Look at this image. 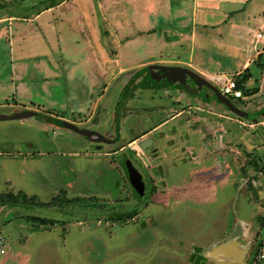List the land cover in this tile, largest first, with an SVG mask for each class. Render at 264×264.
<instances>
[{"label": "rangeland", "instance_id": "obj_1", "mask_svg": "<svg viewBox=\"0 0 264 264\" xmlns=\"http://www.w3.org/2000/svg\"><path fill=\"white\" fill-rule=\"evenodd\" d=\"M60 1H0V15L12 13L16 18L0 23L6 31L0 41V113L11 115L30 109L40 116L0 120V197L9 192L26 194L35 200L34 204L53 199L49 206L0 208V234L9 243L0 264H200L195 261L200 251L217 264H237L210 249L216 242L234 236L244 235L245 239L247 235L250 239L256 236L257 242L264 234L263 125L240 126L224 116L227 113L235 118V113L220 102L216 114L204 109L193 113L188 123L195 124V130L202 123L198 117H204L205 127L206 122L211 127L215 125V139H221L215 140L220 143H215L214 149L204 148L202 153L207 160L215 158L218 162L217 189L212 184L203 187L204 174L194 173L191 167L184 166V161H170L167 155L178 149L168 146L158 153L145 151L143 156L147 165H153L147 157L166 158L163 165L165 168L168 165L171 172V177L169 174L170 178L165 179L166 188L159 178L148 180L145 198L133 203L135 197L129 180L113 168L119 162V153L113 152L127 142L137 143L133 127L138 133L144 123L153 125L158 114V120L168 115L152 110L182 107L173 101L171 94L162 95L163 100L153 91L150 94L132 88L122 101L125 83L146 55L154 52L157 58L160 55L189 59L192 53L194 64L205 72L234 78L246 54L252 57L259 47L250 40L258 31L264 33V0H239L243 8H232L240 9L232 13L239 15H232L231 21L220 30L221 38L216 27L200 28L195 51L190 47L181 51L178 45L152 47L147 43L153 35L135 36L129 23H142L140 27H144L145 20L139 10L134 14V4L129 0H118V5L103 0L102 9L99 7L102 0H63L66 3L59 5ZM51 2L58 3V8L34 18ZM211 6L218 8L219 4ZM113 24L123 25V29L117 31ZM204 31L207 33L201 37ZM208 32L214 34L212 39ZM130 38L134 42L129 43ZM135 44L139 45L136 50ZM94 49L100 55L98 60ZM118 55L122 60L120 66L135 64V68L126 67L128 70L112 77L110 74L119 67ZM100 63L114 70L106 78ZM251 69L254 78L246 86H257L259 91L255 95L230 98L248 112L242 118L247 124L264 120V64L252 62ZM187 94L194 96L191 92ZM179 103L188 104L185 100ZM200 107L208 109L210 105L202 103ZM56 114L79 122L81 128L107 136L113 133L115 138L119 128L120 140L104 143L99 149L89 137L47 121V115ZM138 120L142 125L136 124ZM178 121L165 125L163 130L168 133V128ZM221 134L226 136L222 138ZM193 139L197 140L196 134ZM125 151L130 150L125 148ZM213 151L216 154L209 157ZM197 159L193 161L195 165L199 164ZM117 177H120L118 187ZM152 185L157 187L150 191ZM153 191L157 193L155 197ZM60 192L70 196L68 206L55 207ZM118 204L122 211L136 207L139 217L129 223L117 219L109 210ZM110 205L112 208L107 207ZM29 216L46 217L50 222L29 221Z\"/></svg>", "mask_w": 264, "mask_h": 264}, {"label": "crops", "instance_id": "obj_2", "mask_svg": "<svg viewBox=\"0 0 264 264\" xmlns=\"http://www.w3.org/2000/svg\"><path fill=\"white\" fill-rule=\"evenodd\" d=\"M105 1L106 0H104V2ZM108 1L111 3L113 2L117 5L120 3V2H118V0H108ZM129 1H131V3L134 4V7H132V11H135L134 14H137L136 11L139 10V14L140 13L142 14L140 17H142L145 20L144 27H140L141 25H143L142 23H139V25L138 24L136 25L133 22L135 20H133V19L130 20L133 23L132 24L129 23L128 26H133L132 29L135 31V33H134L135 36L136 35H153L154 37L152 38V40H150V42L147 43L149 46H152V47L157 46L160 48V47H162L161 44H167L169 46L178 45L179 48L181 49V51H183L182 49H184V48L187 49L188 47H190L191 51H195V49H196L195 44L197 41L196 38L198 36V30L200 28H202L203 26L205 28H208L209 26L210 27H216L215 30L217 29V34L222 35L223 31H220V30L225 25L228 24V21H231L232 15H235V16L239 15V13H237V14H232V13H235V11H239L240 9L243 8V7L241 8L242 3L238 2L239 0H191V2L189 0H129ZM225 2H227V3H225ZM64 3H66V1L60 2L59 5L64 4ZM0 4H2V3H0ZM203 4L204 5L207 4V7L203 8L202 7ZM212 4H219V7L218 8L213 7V6H211ZM102 5H103V0L99 4L100 9H102ZM57 6H58V4L51 6V7H45L43 10L39 11L34 16V18H36V17L40 18L46 12H50V13L53 12V10L58 8ZM200 7L203 8L201 11H200ZM233 7H237V8L240 7V9L239 10H232ZM137 8H139V9H137ZM215 8L218 9V11L217 10L215 11ZM204 9H205V11H204ZM233 9H235V8H233ZM130 10H131V8H130ZM23 13H25V11H23ZM23 15H25V14H23ZM11 18L16 19V18H14V15L12 13L11 14L7 13L4 15L1 14L0 15V23H2L4 20H7V19L9 20ZM23 18L26 19L25 16ZM136 19H139V16ZM104 20H106L105 17H104ZM113 26H114V29L117 31H120L123 29L122 28L123 25L113 24ZM113 26H111V28H113ZM206 33L207 32L204 31L203 34H201V37H205ZM208 33L212 39L214 34L210 33V32H208ZM259 33H262V35L259 36ZM5 34H6V31L4 29H2V27H0V41L3 39V36ZM221 35H220V38H221ZM135 36H132V37H135ZM171 36H173L175 38L170 40L169 37H171ZM133 39L134 38H132V39L130 38L129 43L134 42ZM218 42L221 43L222 40L219 39ZM250 42H252L253 44H259V47H257V51L253 54L252 57H250L248 54H246V58L242 62L241 68L235 74V76L248 73L250 76L247 79V81L244 83V86L246 89H256L255 92L253 93V95H255L259 91V88L257 86L247 87L246 83L250 79L254 78L253 73H252V69H251L252 62H254V64H257L259 66L264 64L263 63V59H264V33L261 31H258L257 35L255 37H253L250 40ZM138 46L135 44V46L133 48H135V50H136V48ZM133 48L131 47V49H133ZM249 48L250 49H247V50L249 51V54H250L252 47L250 46ZM129 51H130V49H129ZM151 51L152 50H149V52H151ZM93 53H95L94 57L96 58V60H98L100 55H98L97 49H96V51L94 49ZM189 56H190L189 59H187L186 56H183V57H181V56H167L169 58H163V56H160V55H159V58H157V56H154V52H152V53H148L146 55V59H144V60L141 59L142 61H141L140 66L143 67L150 62H157V63L169 64V65H171V64H173V65L174 64L175 65L176 64L177 65H185V66H189V67L195 69L196 71H199L204 76H206L207 79L210 78L216 82H220L221 85L223 84V82L225 83L226 79H228L222 73L205 72L204 70L200 69L199 66L194 64L195 55L190 53ZM118 57H119V60L117 61V63H118L119 67H118V70H116V72L113 73L112 75L110 73L113 72L114 70L113 71L108 70L107 69L108 65L106 63H104V65H102L100 63V65H102V70H103L102 73L104 75L103 76L104 78H106L108 74H110V76L114 77L115 74L120 73L122 70H128L127 69L128 67L135 68V67H133L135 64H132V66L122 64V66H120L121 65L120 63L122 60H121V56L118 55ZM103 59H104V56H103ZM134 61H137V60H134ZM140 66H138V68H141ZM134 74H132V75L134 76ZM215 76L224 77V81L222 79L219 80V79L215 78ZM234 79H235V77H234ZM161 87H163V86H161ZM139 89H143L141 92H144V90L148 89V88H146V87L140 88L139 87ZM132 90L136 91V90H138V88L132 89ZM158 92H161L159 94H163V95L164 94H171L175 98V100L178 99V98H176L177 95H175L177 93L182 98V100H185L188 103V104H185L184 106H182L178 109H176L174 106H170L167 108H158V109L152 110V112L157 111V112L162 113L164 111V112L168 113L167 119H166L164 124L170 123L171 121L173 122V120H175V121L181 120L177 124V126H179L182 129L187 128L188 132H198L200 135H203L206 130H210L209 129V128H211L210 122H206L207 127H205V125L203 124V122H205L204 117L203 118L198 117V120L202 121V123H199V126H197L198 128L196 130L190 131V129H189L190 124L188 123V120H191L193 113L199 112L200 110H203V108L200 107V104L198 103V101H196L199 99V97L193 96V97L189 98L188 96H186L185 98H183V96H184L183 94H185V93L180 94L179 91H178L179 93L177 91H173V93H170L169 90H165V91L159 90ZM154 93L157 94L156 92H154ZM185 95H187V94H185ZM244 95L245 94L243 93V96ZM158 96H160V95H158ZM227 96L232 97V95H227ZM192 98H194V99H192ZM213 101L214 100H212V101L210 100L209 103H211ZM209 103H206V105H208ZM262 107H264V104L262 105ZM185 108H188V111H186ZM32 109H34V108H32ZM211 109H214V108H211ZM206 111L209 113L211 112V111H209V108ZM214 112H213V114H216V110H214ZM219 114H222V113L219 112ZM205 115H207V114H205ZM54 116H59L60 118H62V117L66 118L67 117L64 114H56ZM158 116H160V114H158ZM224 116L228 119L234 118L227 113H224ZM237 116H239V115L235 114L236 120H237ZM240 119H242V118H240ZM75 122L79 123L77 121H75ZM254 122H257V121H254ZM191 127H195V126H191ZM215 128L216 127L214 125L211 129L214 130ZM144 137H146V136H144ZM144 137H142V138H144ZM142 138H138L137 142H139ZM200 139L202 140L201 137H200ZM182 142H183V144H185V140H183ZM199 145H197V146H199ZM209 147H210V144H209ZM204 148L208 149L207 146L201 145L198 148L199 153L202 151L205 152ZM187 149H186V151H187ZM186 151H184L183 154H181V155H183V156H181V159L185 163L184 166L185 167H187V166L191 167L194 173L204 174L205 180H204V182L201 183L203 187H207V186H210L212 184L217 189V187H218L217 181H216V179H218L217 172H220V170L215 166V163L212 164V162L208 161L206 159L205 155H203L202 159L205 160L206 164L204 166H202L201 163H199L198 165H195L193 163L194 160L192 161V160L186 159L187 157H185V155H188V154H185ZM193 159H195V157ZM212 180H213V183H211ZM138 193H140V192H138ZM234 237L235 238L225 239L221 242H216L215 244H213L211 246L210 250L213 251L215 249V247L222 245V244H227V245L234 244V247H235L234 249H236V250L233 249L232 253H231V251H229L227 249V252H228L227 258L228 259L231 258L230 256L235 255L238 252L237 250H239V248L241 246L240 240L236 236H234ZM207 258H209V257H207ZM7 259H8V257L6 256L5 260H7ZM212 260L215 261L214 259H212ZM231 260H233V259H231ZM198 262L200 264L206 263V261H202V260H198ZM215 263H216V261H215Z\"/></svg>", "mask_w": 264, "mask_h": 264}, {"label": "flooded vegetation", "instance_id": "obj_3", "mask_svg": "<svg viewBox=\"0 0 264 264\" xmlns=\"http://www.w3.org/2000/svg\"><path fill=\"white\" fill-rule=\"evenodd\" d=\"M150 64H158V63L157 62L148 63L147 65L137 69L136 71H134L132 73V74H134V73L136 74V73H138V71H142L141 74H139V76L136 77V78H134L135 74H134V76L131 75L129 80L125 83V86H124L123 90L121 91V94L125 91V89H127V91L125 92L124 98L122 99V101L125 99L126 96L130 95V93L132 92L131 88L132 89H136V88L139 89V87L140 88L144 87V86L136 87L140 83H143V84L146 85L145 87L148 88V89H145L144 91L146 93H150V94L152 93V91H154L157 94H159V93H161V92H158L159 90H163V91L169 90L170 93H173V91H177V92L180 91V94L181 93L187 94V92H189L180 82H177V81L175 82V81L169 80L167 77L162 76V74H163V70L162 69H159V68H150L149 69L148 66ZM167 65H169V64H167ZM171 65H173V64H171ZM204 77L206 78V76H204ZM209 81L211 83H213L215 86H217L221 90L220 82H216V81L213 82L211 80H209ZM187 82L190 83L192 85V87H194V88L198 87V83H197L196 79H194L192 77L188 76ZM161 86H163V87H161ZM140 90H143V89H140ZM185 94H183L184 95L183 98H185L186 96L191 98V96L189 94H187V95H185ZM159 95L163 98V100L165 99V96L164 97L162 96L163 94H159ZM165 95L166 96H170V94H165ZM175 95L178 96V97L176 96V98H178V99H176V100L174 99L173 101L176 102L177 104H179V106H183V104L179 103V102L182 101V98L177 93ZM194 96L195 97H199V99L196 100V101H198L199 104H202V103L206 104V103H209L210 100L211 101L214 100L213 102L209 103L210 104L209 111H211L210 112L211 114H213L214 110L217 109V106H218L217 104H218L219 101L216 99V96H215L213 90L210 87H208L207 85L203 84L202 87L200 88V91L198 93L194 94ZM229 98H231V97H229ZM240 98H242V97H240ZM192 99H194V98H192ZM211 105H212V107H211ZM211 108H214V109H211ZM203 109L207 110L205 108H203ZM147 111H149V110H147ZM147 114L155 117L154 115L150 114L149 112H147ZM221 116H223V114H221ZM117 118H119V116ZM240 118H243V117L237 116V120L235 118H233V119H231V121L235 120V121H237L236 123H239L238 121H239ZM158 119H159V116L155 117V122H154L153 125H149V122L148 123H144L143 124V128L144 129L143 128H142V130L140 129V131L138 133H135V130H134L135 128L133 127L132 128V132H134V134L137 136L136 139L142 138L144 136H146V137L142 138L137 143H135L134 141L127 142L126 144H123L122 146H119V148L113 152V153H116V152L119 153L118 154L119 155V158H118L119 162L116 165L117 167H113V168L118 169L119 170L118 172L122 173L121 176H125V177H127V180H129L128 182H129V184H130V186L132 188V191H133L132 195L135 197L134 200L132 201L133 203L145 198L146 194L149 191V182H148V180H152L153 178L154 179L159 178L165 183L164 188H166V183L167 182H166L165 179L167 177L168 178L171 177V172L168 171V170H170L168 168V165H166V168L163 165V161L166 158L160 160L159 157L155 156V157H152L153 160H150L149 157H147L148 163L153 164V165H147V163H146L147 161L145 160L146 158L143 160V156L145 154V151H150V153L152 152V154H153V152H157L158 153L159 149L163 151V149L167 148L168 146H176V148L178 149L177 152L176 153H171V154H169L167 156H168V158L170 157V161L171 160H181L182 161L181 156H183V155H179V153L183 154V152L186 151V149L189 147L187 149V151L185 152V154H188V155H185V157H187L188 160H192L193 161L194 160L193 158L195 157V155H197V157L203 158V155H202L203 151L199 153V150H198V148L201 145L207 146V148L211 150L212 146H213L212 149L215 148V146H216L215 143H217V144L220 143V142H217V141L215 142V140L217 138L215 139V137H216V134L214 133L215 129L214 130L211 129L212 127L209 128L210 130H206L203 135H200L198 132L191 133V132L187 131V128L182 129V128H180L177 125H173L171 128H168V133H167L166 131L163 130L164 126L165 125H169L170 123H174L175 120H173V122L171 121L170 123L164 124L166 119H167V117H166V119H164V118H162L161 120H158ZM149 120H151V118ZM119 121L120 120L117 119L118 127H119ZM180 121H178V123ZM136 124L137 125H142L141 120H138L136 122ZM239 125L240 126H248V125H241V124H239ZM191 126H195V124L194 125H190V127H189L190 131L195 130ZM109 134H110V136H107L105 134L104 135L106 137H108L110 140L112 139L113 140L112 142H107V141H99V142H97V141L94 140L96 138V135H93V137H89V138L92 140V142L97 143V147L100 149L103 146L104 143L112 144V143L120 140L121 134H120L119 128L117 129L116 138L113 136V133L109 132ZM194 134H196L197 140L193 139V135ZM209 134H211V136L208 137ZM224 135L226 136V134H224ZM224 135H222V138L224 137ZM111 136H113V137L110 138ZM200 137L202 138V140L200 139ZM145 138H150L152 140L151 147H148L146 149L142 148L140 146L141 142ZM205 138H206V140H205ZM183 140H185V144H183V142H182ZM217 140L221 141V139H217ZM133 143H134V145H132ZM196 143H199L200 145L197 146ZM128 144L130 146H128ZM135 144H137L138 149H139V147L141 148L142 152L141 151L140 152L137 151V148H136ZM209 144H210V147H209ZM125 148H127V149L129 148V150L131 152L129 151L128 153H126ZM123 150H124V152H122ZM123 153H126L127 156L123 157V155H122ZM215 154L216 153L213 151V152H211L209 157H211V156H213ZM225 157H227V156L225 155ZM195 159H196V157H195ZM127 160H129L132 163V165H134L138 169L140 174H141V178L143 179L144 185H145L143 194H139L137 192V190L135 189V187L133 186V184H132V182L130 180L129 173L127 171V168L125 167V163H126ZM197 160H198L199 163H201L202 166H204L206 164L205 160H203V159H197ZM208 161L212 162V164L215 163V166L218 168V162L216 161L215 158H214V161L213 160H208ZM142 168H144V169H142ZM150 168H152V169H150ZM155 169H156L157 172L153 171ZM115 174L118 175L117 172H115ZM169 174H170V177H169ZM119 180H120V177H117V179L115 181L116 187H118V184L120 183ZM138 185H140V183ZM153 186L154 185L151 186L150 191L153 190V188H152ZM158 191H159V189H158ZM153 193H154V191H153ZM67 194L68 193H63V194L61 192L59 193L58 197L60 199L58 200L59 202H57V205L55 207H57L59 204H60L59 206H61V207L63 205L68 206L70 204L69 203L70 196H68ZM154 194L153 195L155 197L157 193H154ZM51 200H53V199H51ZM114 204H116V203H114ZM148 204H149V202L146 205H148ZM111 206H113V205H110V206H107V207L112 208ZM116 208L115 209H110L109 211H111L112 214H114V216L117 219L121 220V221H127L129 223L131 221L136 220L139 217L138 216L139 212L136 209V207H132L128 211H122L121 205L118 204ZM233 238H235V237H233ZM238 239L241 242V246L239 248V251L237 252V254H238L237 258L233 259V260H235L237 263L239 262V264L240 263L243 264V262H244V264H249L250 258H251L252 254H253V250H254L255 245L257 244L258 240L256 242V236L253 239H250L248 237V235H247L246 239L244 238V235H241ZM246 245H248V250H247V253H246V257L243 258V260H241V257L243 255V253L245 252ZM210 252H212V250H210ZM207 257H208L207 255H205L202 251H200V254H199L198 258H196L195 261L197 260V262H198V260H202V261H206L205 264H210L211 262H212V264H216L215 261H213L212 259L210 260Z\"/></svg>", "mask_w": 264, "mask_h": 264}, {"label": "water", "instance_id": "obj_4", "mask_svg": "<svg viewBox=\"0 0 264 264\" xmlns=\"http://www.w3.org/2000/svg\"><path fill=\"white\" fill-rule=\"evenodd\" d=\"M150 68H159L163 70V74L162 76L167 77L169 80L172 81H177L180 82L189 92L196 94L200 91V88L202 87L203 84L207 85L208 87H210L215 96L216 99L223 103L228 109H230L231 111H233L235 114L241 116V117H246L248 116V112L246 110L241 109L240 107L236 106L228 96L224 95L221 90L215 86L213 83H211L207 78L204 77V75L202 73H200L199 71H196L195 69L189 67V66H185V65H167V64H150L149 66ZM192 77L194 79H196L197 83H198V87L194 88L192 87V85L190 83L187 82V78ZM215 78L217 79H222L224 81V77L222 76H215ZM224 83V82H223ZM218 109V108H217ZM264 110V108H263ZM30 116H37V112L35 110H23V111H19L16 112L14 114L8 115V114H2L0 113V120H8V119H16V118H26V117H30ZM257 121V120H254ZM60 126H63L65 128H69V129H73L83 135H86L88 137H93V135H96V138L94 139L95 141L99 142V141H107V142H112L113 140L109 139L108 137H106L104 134H102L101 132L94 130V129H89V128H81L80 126H78L77 123L72 122V121H68L66 119L62 118V123L59 124ZM152 145V140L150 138H145L143 139V141L141 142L140 146L142 148H148L151 147ZM125 154H123L124 157ZM125 167L127 168V171L129 173V177L130 180L133 184V186L135 187V189L140 192V194L144 193V181L141 178V174L138 171V169L132 165V163L127 160L125 163ZM125 168V169H126ZM140 183V185H138ZM227 246V244H222L219 245L217 247H215V249L213 250V253H215L216 255H222L224 257H228V252L225 249V247ZM248 250V245H246L245 248V252L243 253L241 260H243V258L246 257V253ZM237 253L233 256H230L232 259H236L237 258ZM243 262V261H242ZM239 264V262L237 263ZM241 264V263H240ZM244 264V262H243Z\"/></svg>", "mask_w": 264, "mask_h": 264}, {"label": "trees", "instance_id": "obj_5", "mask_svg": "<svg viewBox=\"0 0 264 264\" xmlns=\"http://www.w3.org/2000/svg\"><path fill=\"white\" fill-rule=\"evenodd\" d=\"M61 1H63V0H61ZM56 4H58V3L51 2V3H49V5L47 7H51V6H54ZM141 72L142 71H138V73L135 74L134 78L138 77L139 74H141ZM249 76L250 75L248 73H245L243 75H237L235 77V80H236V83H237V87L241 88L244 94L252 95L255 92L256 89H246L245 86H244V83L247 81ZM139 86H144V88H145L146 85L143 84V83H140L136 87H139ZM126 91H127V89H125V91L123 93L125 94ZM118 107H119V105H118ZM37 116L40 117L39 114H37ZM46 118H47V121H52V122L59 123V124L62 123V118H60L59 116L47 115ZM22 193H24V192H22ZM19 196H24V199L20 200ZM52 201L53 200L47 201L46 203L45 202H43V203L39 202V203L34 204L35 200L32 199L31 197L27 196L26 194H20V193L15 194L13 192H9V193H5V195L0 197V208L5 206V205H8L10 208L18 206V205H22L24 207H29L32 204H34V205H48L49 206V204ZM27 219L29 221L30 220L40 221L42 224H47L48 222H50L49 221L50 219H48L46 217L29 216V217H27ZM51 222L54 223L55 220L51 219ZM260 240L261 239H259L258 242H260Z\"/></svg>", "mask_w": 264, "mask_h": 264}, {"label": "built area", "instance_id": "obj_6", "mask_svg": "<svg viewBox=\"0 0 264 264\" xmlns=\"http://www.w3.org/2000/svg\"><path fill=\"white\" fill-rule=\"evenodd\" d=\"M261 35L262 33H259V36ZM221 92L225 95H232L233 97L238 98L243 96V91L242 89L237 87V83L234 78L226 79L225 83L221 85ZM238 122L241 125H248L249 127H254L257 124H261L264 126V120L247 124L242 119H239ZM8 245L9 243L6 241V238L2 234H0V257L6 255L8 251ZM249 264H264V234L261 237L260 242H257V244L255 245Z\"/></svg>", "mask_w": 264, "mask_h": 264}, {"label": "bare ground", "instance_id": "obj_7", "mask_svg": "<svg viewBox=\"0 0 264 264\" xmlns=\"http://www.w3.org/2000/svg\"><path fill=\"white\" fill-rule=\"evenodd\" d=\"M235 247H234V244H230V245H227L226 247H225V249L227 250H229V251H231V253H232V251H233V249H234ZM234 250H236V249H234ZM237 251H239V250H237Z\"/></svg>", "mask_w": 264, "mask_h": 264}]
</instances>
